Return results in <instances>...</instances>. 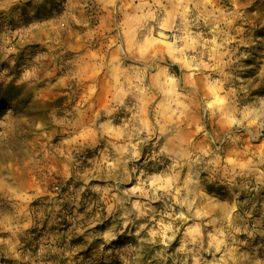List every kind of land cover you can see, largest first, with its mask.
<instances>
[{"label": "rangeland", "instance_id": "rangeland-1", "mask_svg": "<svg viewBox=\"0 0 264 264\" xmlns=\"http://www.w3.org/2000/svg\"><path fill=\"white\" fill-rule=\"evenodd\" d=\"M215 9L228 18L236 9L242 13L227 29L233 63L224 69L232 77L224 89H236L238 109L259 108L264 104V0H213L208 11ZM150 10L156 11L152 0H0V108L8 110L0 115V264H182L185 258L193 264L192 256L177 251L181 235L167 248L159 238L147 243L149 230L159 226L160 202L151 203L155 214L136 220L133 213L127 227L124 209L136 199L147 202L132 197L124 208L117 202L137 185V176L146 180L162 171L151 159L161 145L142 149L136 176L127 183L123 169L109 178L106 166L121 143L113 138L132 125L137 113L139 101L128 81L145 68L146 83L161 69L178 78L187 72L168 55L175 29L139 19ZM164 16L160 11L157 19L162 22ZM145 23L148 27L140 26ZM210 28L201 23L192 31H201L207 41ZM139 48L147 49L144 59L138 58ZM204 59L209 62L207 55ZM212 77L220 78L218 73ZM212 87L205 86L203 94L215 98ZM161 99L154 97L156 103ZM203 115L207 118V111ZM29 119L36 121L29 147L19 149L14 139L16 151L8 160V135ZM110 119L112 130L99 135L96 126ZM207 127L215 130L209 139L222 166L231 172V159L248 167L236 168L243 174L232 183L231 174L225 179L222 173L201 171L202 195L223 205L225 214L236 203V224L247 229L236 237L242 241L237 264H264V149H244V141L259 143L264 136L252 138L256 127L227 132L211 119ZM186 135L193 145L201 144L203 134H196L195 125ZM141 224L147 227L141 230ZM108 233L116 236L110 243L104 239Z\"/></svg>", "mask_w": 264, "mask_h": 264}, {"label": "clouds", "instance_id": "clouds-1", "mask_svg": "<svg viewBox=\"0 0 264 264\" xmlns=\"http://www.w3.org/2000/svg\"><path fill=\"white\" fill-rule=\"evenodd\" d=\"M110 2L115 3V0ZM144 2L146 3V0ZM152 2L156 11L150 10L139 19L153 20L161 28L175 29L173 42L167 46L168 55L174 64H179L181 69H186L187 72L182 71L178 78L174 74H169L167 69H161L151 82L146 83L145 68L128 81L130 91L139 101L137 113L132 125L122 128L120 134L113 138L121 143L116 147L112 163L106 161L108 176L111 178L114 173L118 174L123 169L124 182L131 181L136 176V162L142 158V149L153 142L160 144L159 151H156L151 159L162 171L146 180H141L137 176V185L124 192L125 199L117 201L121 208H124V203L132 197H142L147 202L141 203L136 199L132 201L130 209H124L125 227L131 223L129 217L133 213L136 220L149 216V213L155 214L156 209L151 207V203L160 202L162 211L159 213L161 218L157 221L159 226L149 230L150 239L147 243L156 244L159 238V243L167 248L178 235H181L177 251L185 257L192 256L193 264L230 262L237 264L239 257L236 253L242 241L236 237L247 229L236 224V217L233 215L237 212L236 203H233L225 214L223 205L207 200L202 195L200 173L203 170H211L222 173L225 179L231 174L232 179L228 182L232 183L236 175L243 174L242 171L236 172V168L248 167V164H236L231 159L227 161V165L233 166L231 172L227 166H222L221 158L213 150L209 139L216 134L214 129L207 127L209 119L219 123L221 130L226 129L227 132L233 129L249 130L264 126L262 118L264 104L259 108L240 110L235 103L236 89L231 87L227 91L224 89V85L232 78L224 69L233 63L228 49L233 37L229 35L227 29L231 28L234 20L242 13L236 9L235 14H228L231 16L228 18L219 9L208 11V5L212 4L213 0H152ZM169 5L172 11H168ZM160 11L165 13L162 22L157 19ZM201 23L211 25V40H204L201 31H192L193 28L199 29ZM140 26L148 27L146 23ZM148 30L151 31L150 28ZM133 47L129 46V52L133 51ZM136 51L140 59L147 55L145 48ZM205 55L209 61L207 63ZM225 56L229 57L227 61L224 60ZM239 70L242 71L243 68L240 67ZM205 71L208 73L206 76ZM212 73H218L220 78L213 79ZM208 84L213 86L215 98L203 94V89ZM198 94L200 100L197 102L195 97ZM155 96L162 97L159 103L154 101ZM197 109L199 112L195 111ZM205 111L208 113L207 118L203 115ZM111 115L110 112L109 116ZM193 125L196 126L197 135L203 134L199 146L193 145L191 137L186 135L187 129ZM111 130V119L96 126V132L101 136ZM112 211L110 207L109 212ZM150 219H155V215ZM189 221L192 223L189 224ZM146 227L147 224L140 225L141 230ZM181 227L185 228L182 234ZM208 228L211 230H207ZM136 235L138 236L139 232ZM104 239L110 243L116 236L108 233ZM202 253H209L212 259L204 260ZM182 264H188V260L185 258Z\"/></svg>", "mask_w": 264, "mask_h": 264}, {"label": "trees", "instance_id": "trees-1", "mask_svg": "<svg viewBox=\"0 0 264 264\" xmlns=\"http://www.w3.org/2000/svg\"><path fill=\"white\" fill-rule=\"evenodd\" d=\"M5 101H9L12 104L17 105V101H15V99L12 98H5ZM6 112L8 113V110L6 108H0V115H5ZM14 114H17V108L14 109ZM20 115V114H17ZM27 117H30V114H26ZM1 118V117H0ZM35 125H36V121L29 119L27 121H19V125L17 126V128L14 130V132L12 134H14L16 132V135L13 136L12 134L8 135V139L6 140V146H5V154H6V158L8 160H11L10 158H12V153H14L16 151V147L14 148L12 146L14 139L17 141L18 144V148L19 149H27L32 141L34 132L35 130ZM115 264H123L121 262H116Z\"/></svg>", "mask_w": 264, "mask_h": 264}, {"label": "crops", "instance_id": "crops-1", "mask_svg": "<svg viewBox=\"0 0 264 264\" xmlns=\"http://www.w3.org/2000/svg\"><path fill=\"white\" fill-rule=\"evenodd\" d=\"M244 149H264V139L255 144H249L244 141Z\"/></svg>", "mask_w": 264, "mask_h": 264}, {"label": "built area", "instance_id": "built-area-1", "mask_svg": "<svg viewBox=\"0 0 264 264\" xmlns=\"http://www.w3.org/2000/svg\"><path fill=\"white\" fill-rule=\"evenodd\" d=\"M250 135L252 136L253 139H258L259 137H263L264 136V126L259 127L257 131H251Z\"/></svg>", "mask_w": 264, "mask_h": 264}]
</instances>
